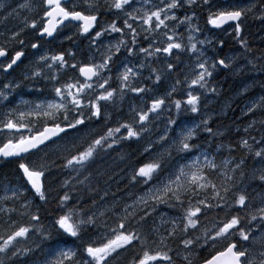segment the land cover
Returning a JSON list of instances; mask_svg holds the SVG:
<instances>
[{
    "label": "snow or ice",
    "instance_id": "obj_1",
    "mask_svg": "<svg viewBox=\"0 0 264 264\" xmlns=\"http://www.w3.org/2000/svg\"><path fill=\"white\" fill-rule=\"evenodd\" d=\"M194 8L233 37L240 57L223 54V39L200 38ZM246 19L264 24V0H0V161L18 177L0 176V264H196L201 251V264H264V119H255L264 95L245 106L235 143L206 112L218 70L236 71L237 59L257 68ZM72 27L89 40L86 63L44 47L62 33L72 40ZM185 53L183 79L160 92ZM130 94L141 105L122 119ZM127 142L141 145L135 157L121 152ZM112 152L127 165L121 172L110 170Z\"/></svg>",
    "mask_w": 264,
    "mask_h": 264
},
{
    "label": "trees",
    "instance_id": "obj_2",
    "mask_svg": "<svg viewBox=\"0 0 264 264\" xmlns=\"http://www.w3.org/2000/svg\"><path fill=\"white\" fill-rule=\"evenodd\" d=\"M105 18L107 19H112V16L109 15V16H106ZM80 38V36H76V37H73L72 40H65L63 42H59V43H56L55 45V50L56 51H62V50H67V49H71L72 51H74V49H76V44H77V40ZM236 44V43H235ZM251 45V54H252V60L255 61L256 63H258V57L256 56L255 54V45H262L264 46V44H255V43H249ZM226 46V44H225ZM160 64H163L162 61H155V62H152V66L153 67H157V68H160ZM180 64V63H178ZM224 71V70H223ZM227 71V70H225ZM145 75L144 76H147L148 74V69H146L144 71ZM143 73V74H144ZM166 75V79L164 82H162V85L159 89L160 92H163L165 90V88L168 87L169 84H171L172 82H174V80L177 78V76H179V78L183 79V77H180V71L179 72H175L173 73L172 75H169L170 77L167 78V74ZM215 76H217V78L215 79L214 77V80L215 81H218V80H221L219 81L221 84H222V87L224 88L223 91H220L219 93V96L221 97H218L217 99L215 100H212L211 102H209V105L211 107L212 110L215 111V116L213 117V120H212V126L213 128L216 130L217 127H220V126H223V124L225 125V127H229L231 130H229L225 135H224V138L221 137L220 139L225 142V143H235L236 140L239 138L240 135H243V133H239L237 134L235 132V129L237 127L243 129L245 126H246V123L248 121V118L246 117V119H242V120H238V118L240 117V114H242L244 111V108L242 107V105L244 104L245 101H243V99L247 98V95H243V96H240L238 97L234 102H232V93H234L239 87V82L237 80V78L234 76L235 80H236V83H238V85L236 84H233V83H230V81H227L226 80V77H225V81L222 79L223 76H221V74H216ZM221 76V77H219ZM213 80V81H214ZM212 81V83L214 84V82ZM223 81V82H222ZM231 85V86H230ZM234 85V86H232ZM226 86V87H225ZM229 90V91H228ZM182 94V93H181ZM231 96V100L228 101L229 102V106L225 111L224 114H222V111H223V100H225V98H228ZM224 97V98H223ZM176 98H180V95H177ZM137 100H139L138 98H136ZM127 100V96L125 97V100L123 102V105H122V108H123V112L122 113H119V116L121 115H124L122 119L124 118H128L127 117V108H126V103L125 101ZM213 103V104H212ZM225 103V101H224ZM215 104V105H214ZM222 104V105H220ZM229 112V113H228ZM116 115V117H113V120H116L117 119V114L114 113ZM224 117H223V116ZM261 117L260 119H264V115H261L259 112L257 113V117ZM222 117V118H221ZM222 120H221V119ZM225 119V120H224ZM237 119V121H236ZM220 120V122H219ZM230 122H229V121ZM224 122V123H222ZM215 124V125H214ZM231 124V125H230ZM235 125V126H234ZM243 127H242V126ZM233 126V127H232ZM103 130V125H99L97 127V131H102ZM253 134V133H251ZM229 137V138H228ZM227 139V140H226ZM141 145L140 144H137V143H134V142H127L125 143L123 146H122V149H121V152L122 153H125V154H128L129 156L131 157H135L138 153L137 151H139ZM120 154L121 153H118V152H112L111 153V157L109 158L108 160V165L110 166V170L114 169L115 172H121L122 169H125L127 167L126 164H124L121 160H120ZM243 153L240 152L239 150L237 151V153H235V155H242ZM130 162H135L134 159L131 160ZM15 173V164L14 163H10V162H6V161H0V176H5L7 175V177L9 179H18V177H16L14 175ZM103 182L101 181V184L100 186L103 187ZM113 190H116L115 189V186L113 185ZM122 193H118V195H121ZM55 205L54 203L49 205L48 208L49 210H52L54 209ZM208 254L206 252H203L201 251L199 256L200 258H204L205 256H207Z\"/></svg>",
    "mask_w": 264,
    "mask_h": 264
},
{
    "label": "rangeland",
    "instance_id": "obj_3",
    "mask_svg": "<svg viewBox=\"0 0 264 264\" xmlns=\"http://www.w3.org/2000/svg\"><path fill=\"white\" fill-rule=\"evenodd\" d=\"M21 2H23V0H7V3L8 4H12V5H18L19 3H21ZM21 14L23 15V10H21ZM182 13H178V15H181ZM111 20L112 19H110V20H105V21H100V23L101 24H106V23H108V22H111ZM247 20V19H246ZM246 20H245V22H244V24L246 23ZM17 23V21H15V20H13L10 24H9V27H13L15 24ZM244 24L242 25V27H243V29H244V34L245 35H247V33H248V29H246L245 27H244ZM261 30H264V25L262 26V28H261ZM229 31H231V29H229ZM76 32V29L74 28V27H72V28H70V29H65L64 30V33H68V34H73V37L74 36H76V35H74V33ZM263 34H264V31H263ZM185 35H186V33H185ZM248 36H249V34H248ZM35 37H34V35H32V34H28L27 36H26V39H28V40H32V39H34ZM247 38V37H246ZM104 39V43L105 44H107V43H109V42H115L117 39H118V34H112L111 36H107V37H105V38H103ZM232 39H233V37H232ZM85 40L89 43V40L88 39H86L85 38ZM61 42V41H65V39H63V33L61 34V37L59 38V39H57V40H55V42ZM0 42H2V38H0ZM54 42V41H53ZM143 42L145 43V44H143ZM52 43V42H51ZM51 43H45L44 44V47L45 48H47V49H49V44H51ZM143 46H147V41H141L140 42ZM89 45V44H88ZM87 45V46H88ZM239 46V45H238ZM233 49V51H231V52H228L226 55L227 56H236V57H240L241 56V50L240 49H238V48H232ZM85 51H86V55L84 56L83 55V57L82 56H77V60H79V61H85V63L86 62H88V60L90 59V57L93 55V51L89 48V46H88V48H86V49H84ZM101 50H103L102 48H101ZM75 52V51H74ZM262 55H264V54H262V52L259 54V56H258V58L259 57H261ZM124 57H123V53H121V56H120V60H122ZM96 59H99V56H96ZM248 59L249 60H252L253 58H252V56L248 53ZM239 60L240 59H237V62H239ZM242 61L240 62V63H236V65H234V68H236V71H228L227 72V74H226V76H228V74H229V76H235V75H237L238 76V78L240 79V80H242V83H247V85H248V88H249V91L246 93V94H244V93H242L241 91H240V88L237 90V91H235L234 93H232V95H233V97H232V99H234V100H232V102H234L238 97H240V96H243V95H248V93H249V95L247 96V98H245V99H243V101H245L244 102V104L242 105V107L245 109V106L246 105H248L249 103H250V101L251 100H255V99H257L260 95H264V89H262V85H264V76H260L259 75V64H257V68L256 69H253L252 67H251V65H248L247 67H245V61L243 60V59H241ZM119 60H117V64H119ZM133 62H135V61H133ZM182 62V63H181ZM192 62V58H190V56L187 54V53H185V54H183V55H181L180 56V60L179 61H177V63H180V67H181V70H180V77H183V73H184V71H187V69H185V68H183V65L184 64H189V63H191ZM152 63V62H151ZM147 68H145L144 70H143V73H144V71L146 70ZM71 75H75L74 73H70ZM144 75H145V73H144ZM249 76V77H248ZM170 76L168 75L167 76V78H169ZM253 78H255V79H253ZM142 79H143V77H142ZM241 82H240V84H242ZM218 85V87H219V89L221 90V91H223L224 90V88L222 87V85H221V83H219V84H217ZM251 92V93H250ZM215 96H209L208 98H207V101H206V103H207V108H206V112H207V114H209V115H211L212 116V118L215 116V111L214 110H212L211 108H210V105H209V102H211L212 100H213V98H214ZM224 98V97H223ZM231 96L230 97H228V98H225V103H224V101L222 102L223 103V111H222V114H224L225 113V111L224 110H226L227 108H228V106H229V102L228 101H230L231 99ZM31 99V98H30ZM145 100H147V97H145ZM125 103H126V112L128 113V106H129V104L131 103V104H135V105H137V106H140L141 105V100L139 99V100H137L136 99V97H134L133 95H129V96H127V100L125 101ZM110 110V109H109ZM123 116L124 115H121V116H119L120 118H123ZM246 119V116L244 115V112L242 113V114H240V117L238 118V120H242V119ZM248 118V117H247ZM255 119H257V120H259L260 119V117L258 116L257 117V114H256V116H255ZM229 121V120H228ZM230 122V121H229ZM222 123H224V122H222ZM247 124H248V121H247V123H246V126H247ZM231 125V124H230ZM235 126V125H234ZM245 126V127H246ZM257 128H259V125H257ZM216 129H220V130H222L223 132H228L229 130H230V128H226L225 127V125L223 124V126H220V127H217ZM215 130V129H214ZM228 130V131H227ZM226 132H225V134H226ZM251 169L249 168L247 171H250ZM254 183H255V181H253ZM253 182H251V184H250V186L249 187H251V188H248V191H249V194L251 195V196H256V194H257V192H260V191H262L261 189H260V187L258 186V187H256V185L253 183ZM245 184L247 185V184H249V182L247 181V179L245 180ZM253 189V190H252ZM196 259V258H195ZM178 264H179V262H178Z\"/></svg>",
    "mask_w": 264,
    "mask_h": 264
},
{
    "label": "bare ground",
    "instance_id": "obj_4",
    "mask_svg": "<svg viewBox=\"0 0 264 264\" xmlns=\"http://www.w3.org/2000/svg\"><path fill=\"white\" fill-rule=\"evenodd\" d=\"M260 25L261 26H263L264 24H262V23H260ZM74 37H76V36H74ZM221 39H224V40H231L232 42L231 43H228L227 45H229V46H231L232 48H238V49H240L241 51H242V49H241V47H240V45L238 46V44H235V42L233 41V39H232V37L231 36H229V35H227V34H225V33H223V34H221L220 36H219ZM56 43L55 42H52L51 44H49V49L50 50H52V51H54V47L56 46L55 45ZM89 43L86 41V40H83V39H81V38H79L78 40H77V44H76V49H74V51L76 52V55L77 56H82L83 57V55L85 56L86 55V51L84 50V49H86V48H88V45ZM88 45V46H87ZM227 45L225 46V50H226V48H227ZM225 50H223V53H224V51ZM262 52V54H264V51H260L259 49H255V54H256V56L258 57L259 56V54ZM240 62L242 61L241 59L239 60ZM85 62V61H84ZM163 62V61H162ZM260 63V61L258 60V63L257 64H259ZM163 64H160V68H163ZM229 70H227V71H223V70H218L215 74H214V77H215V79L217 78V76H215L216 74H221V76H223V80L225 79V77H226V80L227 81H230V83H233V84H237L238 85V83H236V80H235V78H234V76H229V74H228V76H226V74H227V72H228ZM22 72H23V67L22 68H20V69H17V71L15 72V73H13V78H16V79H20L21 78V75H22ZM221 76H219V77H221ZM261 76V75H260ZM249 77V76H248ZM237 78V77H236ZM237 80H238V82L240 83L242 80H240L239 78H237ZM219 81H221V80H218V81H213L214 82V84L215 85H217V84H219L220 82ZM225 81V80H224ZM223 82V81H222ZM223 84V83H222ZM221 84V85H222ZM231 86V85H230ZM232 86H234V85H232ZM226 87V86H225ZM237 90L239 89V87L238 88H236ZM236 90V91H237ZM22 91H23V93H26V89H22ZM221 91V90H220ZM229 91V90H228ZM251 93V92H250ZM248 95H249V93H248ZM247 95V96H248ZM245 96V95H244ZM27 97H29V98H32V97H30V96H28L27 95ZM218 97H220L219 95L218 96H215L214 98H213V100H215V99H217ZM221 98V97H220ZM224 101V100H223ZM213 104V103H212ZM215 105V104H214ZM220 105H222V104H220ZM211 108V107H210ZM215 110V109H214ZM109 111H112V109H110ZM229 113V112H228ZM223 116V115H222ZM225 116V115H224ZM223 116V117H224ZM113 117H116V115L115 114H113ZM222 118V117H221ZM220 118V119H221ZM261 118V117H260ZM242 119V118H241ZM245 119V118H244ZM243 119V120H244ZM222 120V119H221ZM225 120V119H224ZM236 121H237V119H236ZM219 122H220V120H219ZM215 125V124H214ZM242 126V125H241ZM230 127V126H229ZM228 127V128H229ZM233 127V126H232ZM240 127V126H239ZM243 127V126H242ZM227 128V127H226ZM97 130V129H96ZM231 130V129H230ZM228 131V130H227ZM226 132V131H225ZM224 132V133H225ZM227 133V132H226ZM253 134L252 135H254V136H258V133L257 132H252ZM227 135V134H226ZM225 135V136H226ZM224 138V137H223ZM229 138V137H228ZM222 139V138H221ZM227 140V139H226ZM138 152V151H137ZM137 154V153H136ZM248 170V169H247ZM254 183V182H253ZM103 184V183H102ZM255 185H256V187H258L259 186V184L257 183V182H255L254 183ZM103 187H104V184H103ZM249 188H251V187H249ZM253 190V189H252ZM135 191V190H134ZM208 254V253H207Z\"/></svg>",
    "mask_w": 264,
    "mask_h": 264
},
{
    "label": "flooded vegetation",
    "instance_id": "obj_5",
    "mask_svg": "<svg viewBox=\"0 0 264 264\" xmlns=\"http://www.w3.org/2000/svg\"><path fill=\"white\" fill-rule=\"evenodd\" d=\"M197 14L199 15V21H198V24H199V26H200V28H201V33H200V36L202 35V31L203 30H205V36H207V37H209V35L210 36H212L213 35V37H212V39L213 40H218V39H221L219 36L221 35V33H220V30H217V29H212L211 28V26L210 25H207L206 23H205V15H206V13L204 12V10L203 9H197ZM204 17V18H203ZM260 21L259 20H257V19H247L246 20V23L244 24V27L246 28V29H248V34H250V38L251 39H255L260 33H259V31L261 30V28H262V26L260 25ZM226 27H228V26H226ZM208 29H212V31H210L209 33H208ZM222 32V31H221ZM230 36V35H229ZM224 40V39H223ZM225 41V44L227 45L228 43H231L232 41L231 40H224ZM255 44H257V43H255ZM225 48V47H224ZM255 49H259L260 51H264V46H262V45H260V46H258V45H255ZM223 50H225V49H223ZM231 51H233V49H232V47L231 46H229V45H227V48H226V50L224 51V53L223 54H227L228 52H231ZM238 63H240V61L239 62H237V64ZM235 77H237L238 78V76L237 75H235ZM241 83H242V81H241ZM240 86H241V84L239 83V88H240Z\"/></svg>",
    "mask_w": 264,
    "mask_h": 264
}]
</instances>
